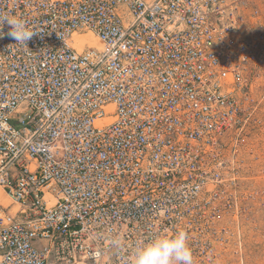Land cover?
<instances>
[{"label":"built area","instance_id":"obj_1","mask_svg":"<svg viewBox=\"0 0 264 264\" xmlns=\"http://www.w3.org/2000/svg\"><path fill=\"white\" fill-rule=\"evenodd\" d=\"M0 264H133L185 231L241 262L237 152L264 0H0ZM92 33L98 49L74 46Z\"/></svg>","mask_w":264,"mask_h":264},{"label":"rangeland","instance_id":"obj_2","mask_svg":"<svg viewBox=\"0 0 264 264\" xmlns=\"http://www.w3.org/2000/svg\"><path fill=\"white\" fill-rule=\"evenodd\" d=\"M86 34L92 44L94 40L100 42L90 32L79 33L76 36ZM87 42L91 45L88 39ZM81 47L82 42L77 48L81 49ZM245 105L246 114L237 145L241 192L244 198L241 201L243 209L237 218L235 236L240 242L239 264H264V72L262 70L258 75L252 74L249 99ZM0 195H2L1 207L11 212L18 209V205L1 189ZM49 264L64 263L51 259ZM232 264H236L235 260Z\"/></svg>","mask_w":264,"mask_h":264},{"label":"clouds","instance_id":"obj_3","mask_svg":"<svg viewBox=\"0 0 264 264\" xmlns=\"http://www.w3.org/2000/svg\"><path fill=\"white\" fill-rule=\"evenodd\" d=\"M5 22L10 26L8 35L17 44L26 45V42L35 34L28 29L22 19L4 16L0 18V28ZM3 35V32H0V37ZM187 241L188 236L185 231H178L171 237L158 236L136 248L133 264H193L192 252Z\"/></svg>","mask_w":264,"mask_h":264},{"label":"bare ground","instance_id":"obj_4","mask_svg":"<svg viewBox=\"0 0 264 264\" xmlns=\"http://www.w3.org/2000/svg\"><path fill=\"white\" fill-rule=\"evenodd\" d=\"M91 36H92V34H91ZM89 36L86 34V35H82V36H80V37H77L76 35L73 37V40H74V46L76 47H79V44H81V42H82V47L84 46V44H86V43H88L87 42V39H88V41L90 42V40H89V38H88ZM92 38V37H91ZM97 38V37H96ZM81 39L83 40V41H81ZM94 39V38H93ZM98 39V38H97ZM79 42V44L77 45V43ZM91 43V46H93V45H95L96 46V48H98V49H101L102 48V44L100 43V42H98V41H96V40H94V43L92 44V42H90ZM89 44V43H88ZM90 45V44H89ZM95 46H93V47H95ZM76 47V48H77ZM81 47V48H82ZM77 49H79V48H77ZM0 198H2V195H0ZM4 198V197H3Z\"/></svg>","mask_w":264,"mask_h":264}]
</instances>
